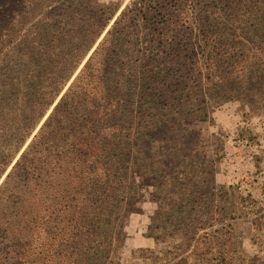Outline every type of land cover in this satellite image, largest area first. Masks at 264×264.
<instances>
[{"label":"trees","instance_id":"obj_1","mask_svg":"<svg viewBox=\"0 0 264 264\" xmlns=\"http://www.w3.org/2000/svg\"><path fill=\"white\" fill-rule=\"evenodd\" d=\"M115 11L0 0V178L58 98L0 182V264H110L136 194L133 143L174 127L198 95L264 78V0H131L87 57ZM163 155L159 143L151 175L165 172ZM180 174L153 188L157 219L182 239L159 264H232L238 216L214 199L202 216L204 195Z\"/></svg>","mask_w":264,"mask_h":264},{"label":"rangeland","instance_id":"obj_2","mask_svg":"<svg viewBox=\"0 0 264 264\" xmlns=\"http://www.w3.org/2000/svg\"><path fill=\"white\" fill-rule=\"evenodd\" d=\"M130 1L95 0L97 5L116 11L87 57ZM32 10H38L37 5ZM227 92L235 93V98L231 99ZM222 96L224 100H221ZM192 102L194 106L173 122L174 127L170 125L158 130L148 140L133 143H137L131 148L136 151V194L119 221L110 264H155L154 259L159 264L162 257L167 256L166 251L181 243L180 233H170L166 226H162L164 219H157L161 205L159 194L153 188L162 184L164 176L181 178L180 172L183 170L189 177L191 190L204 195L200 207H197L202 216L208 212L211 199L220 202L222 217L231 213L238 216L232 224V264H264V218L260 220V227L251 224V219L264 213V78L254 86L249 83L220 87L203 98L196 96ZM53 105L37 123L2 174L0 182ZM198 113H207L208 118L200 120L194 115ZM159 143L167 168L163 173L151 175L150 171L153 170L146 167L149 165L146 159L158 150ZM223 191L226 196L221 195ZM162 192H167V197L171 199L178 196L174 188L167 186L162 187ZM166 211L164 209L162 212ZM175 217L179 218V214ZM152 237H158V240ZM146 250L153 251L151 255L148 254L152 258H143L147 253L142 251ZM194 263L203 264V261L199 259Z\"/></svg>","mask_w":264,"mask_h":264}]
</instances>
